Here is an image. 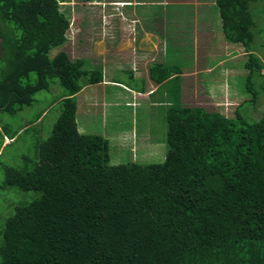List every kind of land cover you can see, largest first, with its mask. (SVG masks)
Instances as JSON below:
<instances>
[{"label":"trees","instance_id":"16d2710c","mask_svg":"<svg viewBox=\"0 0 264 264\" xmlns=\"http://www.w3.org/2000/svg\"><path fill=\"white\" fill-rule=\"evenodd\" d=\"M213 3L223 39L247 55L249 98L226 115L181 103L175 86L156 106L164 160L111 165L108 139L80 131L77 120L75 95L102 81L100 68L63 51L49 56L69 29L59 0H0V159L3 139L14 145L38 130L55 102L15 128L6 116L55 81L61 89L58 117L47 138L36 137L33 158L2 165L0 196L31 198L0 215V264H264V112L254 114L264 99V0ZM176 68L154 63L149 76L160 83Z\"/></svg>","mask_w":264,"mask_h":264},{"label":"rangeland","instance_id":"374dc122","mask_svg":"<svg viewBox=\"0 0 264 264\" xmlns=\"http://www.w3.org/2000/svg\"><path fill=\"white\" fill-rule=\"evenodd\" d=\"M103 1H109L111 4H105V8H103L93 1L90 4H83L82 2H77V0H59V10L63 13L66 12L68 15L69 29L66 33V42L61 47L52 50L49 56L52 57L56 53L63 51L72 61L83 58L87 67H94L99 63H105L106 59L105 66L107 64L112 65L111 69L115 80L123 82L129 87L138 88L139 81H135L131 85L128 74L124 73L125 60L122 63L119 62L121 63L119 65L115 62L119 56L122 57L127 52H133V45L125 37L123 41H128L124 42L123 46H120V49L116 48L117 50H113L117 37L111 35L112 29L109 31L105 29L107 27L106 23L110 24V22L107 16L104 20L101 13L102 10H105V13H110L113 10L112 7L115 6L112 3L113 0H102L101 2ZM142 1L149 3V1L160 2L161 0ZM212 1L163 0V3H166L163 13V8L158 12L157 7L146 6V3L138 7L129 5L131 7H126L124 13L131 14L133 11L139 17L146 18V20H153V17L151 18L153 13H156L155 15H161L157 23L158 26L163 25L161 32L166 36V42L176 47L181 46V44L184 45L179 48V57H177L178 52L172 55L174 59L173 63L177 67L185 70H187L186 67H189L192 72L194 66L198 68L197 70H201L202 68H209L210 65L216 64L210 71H204L197 75H193L194 71L192 72L189 84L183 87L182 102L189 106L202 107L208 111L217 110L229 115L237 104L249 98L244 88L246 71L243 67V62L247 60V55L237 44L227 43L223 39L222 32L221 30L219 31L218 24H220V21L218 14L213 8L214 4ZM98 16H101L100 20ZM146 23L149 24L151 22L146 21ZM111 24L114 25L113 21ZM169 28L171 29L169 30ZM128 29L126 28L125 30L128 31ZM150 40L151 37L146 36L140 42L146 45L150 44ZM146 47L148 46L146 45ZM192 48L197 50V52L192 53ZM258 56L264 65L263 54H258ZM262 71L264 73V67ZM174 85V82H171L168 86H163L155 95L157 99H163V92ZM113 89H110L111 92L108 90L107 97L110 95L112 97L114 94ZM93 91L91 90V92ZM60 94L61 89L55 81V84L53 83L51 85L49 92H40L35 96L37 101L31 107L24 108L14 117L6 116L8 123H10L9 125L15 128L19 124H25L34 120V117L38 113L55 102L47 111L48 113L46 112L47 115L45 117L43 116L38 130L25 131L14 145H11L13 144L11 140L3 139L2 146L9 145V147L3 149V156L0 159V182L2 180L1 172L3 164L12 167L21 166L24 156L33 158L34 151L32 150V145L36 142V137L40 135L42 138H47L50 135L52 125L59 113V102H57V99ZM83 96H87V94H83ZM137 101L139 107H133L132 109L116 108L113 106L107 107L105 118L104 114L102 116L101 113L98 115L99 111L95 112V107L86 108L80 103L81 113L78 116L80 131L82 129H93L95 132L98 131V127H102V125L105 127V137L109 138L110 144L109 163L111 165L126 164L129 162L137 164H157L161 163L165 158L167 147L165 142L166 127L163 123V108L151 107L148 101L143 103L141 99H137ZM119 104L122 105L123 102L119 101ZM256 107L257 111L254 114L258 117L261 112H264V99H261ZM93 108L95 111H92ZM132 112L134 117L131 116ZM131 124L134 132L133 140L131 141L129 134H125V147L120 148L119 142H115L113 137L119 135L118 132L120 129H123V131L130 129ZM11 195L12 199L6 198L4 194L0 196L1 216H3V211L8 205H11L8 207L9 212L12 210L14 206L12 204L15 199L16 204H18L20 201H28L31 198V193L13 191Z\"/></svg>","mask_w":264,"mask_h":264},{"label":"crops","instance_id":"0c3cea01","mask_svg":"<svg viewBox=\"0 0 264 264\" xmlns=\"http://www.w3.org/2000/svg\"><path fill=\"white\" fill-rule=\"evenodd\" d=\"M101 1L102 0H93V2H96L98 4V6H102L103 8H105V4H111L109 3V1H103V2ZM77 2H80V1L77 0ZM82 3L86 4L84 2ZM90 3L91 2L87 4H90ZM112 3L115 6V7H112L113 9L112 12L105 13V10H102L101 14H102V17H104L103 18L104 20L106 16L109 18L110 24L106 23L107 27L105 29L108 31L112 29L111 35L114 37H117L116 42L114 43L113 50L120 49L121 48L120 46H123L124 42L128 41V40L123 41V38L125 37L128 38L129 41H131L133 45V52H127L122 57L119 56V58L115 62H117L116 64L119 65L123 62V60H125L124 73L128 74V78L131 81V85H133L135 81H139V86L138 88L129 87L127 84L120 82L118 80H115V77L113 76V72L111 69L112 65L107 64V66H105L106 64V59H105V63L104 62L102 64L99 63L98 65H95L93 67V68H96V67L100 68L101 73H102V81L99 84L84 87L79 93L75 95L78 116H79V113H81L80 103H82V105L85 106L86 108L95 107L96 111L94 110V108L92 111H95V112L99 111L98 115L99 113H101L102 116L104 114V118H105L107 107L113 106L116 108H131V109L133 107L136 108L137 106L139 107V103L137 99H141L143 103L148 101L151 107H156L157 104H159L158 102L159 100L155 96L156 93H158V91L163 86H166V85L168 86L169 83L171 82H174L175 85L167 88L166 91L163 92V96H164L163 99L167 100L169 98L168 97L169 93L173 94L172 91L174 92V90H176L175 86H178L177 90L180 93V98H179L180 102L184 103L182 102L183 87L189 84V79L191 77L192 72L194 71L193 75H197L199 73H203L204 71L205 72L208 70L210 71L216 66V64L210 65L209 68L208 67L202 68L201 70L200 69L197 70L198 68L194 66V69L192 72L190 71L191 68L189 67H186L187 70L177 67L176 64L173 63L174 59L172 55H174L175 52H178L180 50L179 48L183 47L184 45L181 44V46L176 47V46H172L171 44L169 45V43L166 42V39H165L166 36L161 32L163 25L158 26V23H157V20L161 17V15L159 14L155 15L156 13H153V15H151V18L153 17V20L152 19L146 20V18L139 17V15L135 14L133 11L131 12V14L124 13V11H126L125 10L126 7H131L129 5L138 7L140 5H145V3H146V6L155 7V8L157 7L158 12H159L161 8L164 9V5L166 4V3H163V0H161L160 2L149 1V3L147 1H142V0L141 1L113 0ZM115 10H117V12H115ZM164 11L165 9L162 10V13ZM98 17L100 20L101 16H98ZM218 19H219V16H218ZM112 21L114 25L111 24ZM146 21H150L151 23L148 24L146 23ZM111 25L113 27L115 26L116 28L115 27L113 28ZM218 26H219V31H220L221 30L220 24H218ZM126 28H129L128 31L125 30ZM170 29L171 28H169V30ZM187 29H189V27H187ZM146 36L151 37V40L149 42L150 44H146L148 47H146V45L143 42H140L142 38ZM109 41L111 40L109 39ZM194 52H197V50L192 48V53ZM124 53H120V54H124ZM179 54L180 53L178 52L177 57H179ZM108 56L113 57L111 55H108ZM154 63L165 64L171 67L176 66L177 70L175 69L176 70L175 72L177 73L170 74L169 77H167L160 83H154L149 76V67ZM113 67H116V66H113ZM176 78L178 79L177 81L174 80ZM111 88H114L113 89L114 94L112 95V97L111 95L107 97V92L108 90L111 92L110 90ZM91 90L92 91L94 90V91L91 92ZM83 94L84 95L87 94V96H83ZM79 97L81 98L79 99ZM119 101L123 102V104L120 105ZM131 116L134 117L133 112L131 113ZM83 130L84 129H82V131ZM98 132L100 135L106 138L105 137V127H103V125L102 127H98ZM118 134L119 135L113 138L115 139V142L116 141L119 142L120 148H124L125 147L124 141H126L125 134H129L131 141L133 140L134 132L132 129V124H131L130 129H127L125 131H123V129L122 130L120 129ZM106 139H108L109 141V138H106ZM4 140H9V139L5 137Z\"/></svg>","mask_w":264,"mask_h":264}]
</instances>
